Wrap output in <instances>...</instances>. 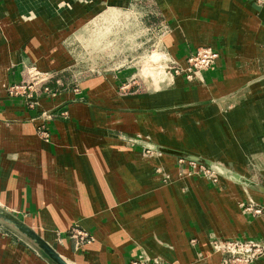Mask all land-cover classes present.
I'll use <instances>...</instances> for the list:
<instances>
[{
	"label": "crops",
	"instance_id": "crops-1",
	"mask_svg": "<svg viewBox=\"0 0 264 264\" xmlns=\"http://www.w3.org/2000/svg\"><path fill=\"white\" fill-rule=\"evenodd\" d=\"M27 1L0 0V80L3 82L6 79L9 82L15 78L17 80L23 69V53L31 56L23 47L18 48L17 55L22 65L18 70L14 58L10 60L11 46L1 41L6 33H24L26 27L21 22L29 14L25 9ZM142 1L155 4L165 25L178 21L184 36L175 33L173 42L168 41L171 48L176 46V49L170 50L178 65L186 68L187 60L201 44L211 45V49L220 55L216 67L204 72L201 79L189 82L186 75L181 74L174 77L173 82L176 88L183 86L203 90L207 87L206 90L211 89L210 92L216 96L228 97L227 102L219 101L215 105L225 102L228 110L230 148L238 154L234 157L236 169L230 170L210 159L189 154L218 167L221 173L217 175L226 189L222 185L214 187L192 175L187 182L191 186L192 201L186 199L182 185L158 188L144 184L141 188L137 187L136 193V189L131 190L132 202L128 204L126 197L121 199L117 193H112L101 179L104 171L102 163L106 156L94 158L80 150L68 151L66 147L56 150L52 148L55 144L43 143L32 120L28 119L25 104L16 106L15 102L9 103L20 100L7 99L0 91V201L10 212H28L23 218L12 213L44 236L47 242H56L58 238V252L70 264H129L138 259H162L169 264H220L222 256L213 250L209 241L211 233L222 241L239 237H260L264 240V215L255 218L238 204L246 196L244 190L247 189L248 197L264 207V194L249 186L264 188V83L261 82V85L260 81H255L258 82L255 83L256 88L244 87L236 93L231 92L236 87L228 84L230 77L239 84L249 81L250 62L256 64L257 73L255 69L254 72L257 75L264 70V49L258 46V43L264 44V8L259 18L250 14L255 11L252 10L251 0H126L124 4L116 6L130 8ZM214 1L219 2L217 7ZM245 1L251 10H246ZM97 4L102 5L103 10L107 1L98 0ZM176 14L179 20L175 19ZM206 14H209L208 18ZM35 22L34 26L40 24L41 20L40 23ZM75 27L78 26H74L67 36ZM221 38L227 40L224 46ZM37 42L38 39L32 43L35 48L34 43ZM157 57L164 55L158 54ZM33 60L40 68L52 65L54 61L38 62L35 57ZM65 64L68 65L69 61H65ZM11 68L16 75L10 73ZM95 81H100V78H89L85 83ZM220 83L227 84L223 87ZM213 88L217 89L212 91ZM58 98L63 100L64 97L60 95ZM4 119L11 121V126L7 127ZM199 132L204 144H208L210 135L207 128H200ZM102 144L88 140L86 146ZM24 152L32 159L27 161L21 158ZM93 161H97V165ZM44 162L50 170L56 168L57 174H69L80 181L81 195L69 187L68 181L61 182L52 171L45 172ZM189 170H184L185 175ZM192 171L196 174L197 168ZM90 184L96 186L95 191H91ZM122 187L120 190H123ZM204 207L210 211L208 216ZM187 216L190 219H186ZM75 225L82 226L96 240L95 244L81 248L78 253L68 237V231ZM60 238L63 239L62 245ZM194 238L198 244L193 246L190 240ZM27 245L31 246L29 243ZM31 247L35 252L21 247V244L11 245L7 239H0V264H7L9 256L16 257L18 253L21 261L16 258L17 261L11 264H52L37 255L39 252ZM253 264H264V256Z\"/></svg>",
	"mask_w": 264,
	"mask_h": 264
},
{
	"label": "rangeland",
	"instance_id": "rangeland-1",
	"mask_svg": "<svg viewBox=\"0 0 264 264\" xmlns=\"http://www.w3.org/2000/svg\"><path fill=\"white\" fill-rule=\"evenodd\" d=\"M69 1L28 0L27 7H22L29 13L22 18L21 25L26 27L24 33L3 35L1 41L11 46L10 60L14 58L18 70L22 66L17 55L20 47L38 62L49 63L54 59L52 65L40 68L31 56L23 53V69L19 78L10 82L8 79L4 82L0 80V91H3L4 96L20 100L8 102H15L16 106L25 104L28 119L32 120L37 135L43 143L55 144L52 148L59 150L66 147L68 151L75 152L80 150L99 159L106 156L102 163L104 171L100 175L101 179L112 193H117L121 199L126 197L128 204L132 202L131 190L136 189V193L137 187L141 188L144 184L158 188L182 185L186 199L192 201L191 186L187 183L192 175L214 187H221L222 179L213 178L212 174L207 173V167L192 164L178 156L192 154L210 159L230 170L237 167L234 159L237 152L230 148L228 110L224 106L228 97L216 96L210 92L211 89L206 90L207 87L198 90L174 86L173 78L185 74L182 72L184 67L173 59L171 50L176 49V46L171 48L168 45V41L173 42V34L183 35L178 21L165 25L151 1L122 8L116 5H122L126 0H106L107 6L103 10L102 5L97 4L98 0ZM251 1L253 9L248 2H243L246 10L255 9L250 14L260 18L264 0ZM213 4L217 7L219 2L214 1ZM175 17L176 20L180 19L177 14ZM208 17L209 14H206ZM35 21L40 24L34 26ZM74 26L78 27L67 36ZM36 39L38 42L34 44L37 48L32 45ZM220 42L224 46L227 40L221 38ZM210 46L201 44L200 47ZM258 46L264 49V44L258 43ZM158 54L164 57L158 58ZM219 58L218 54L216 62ZM65 61H69V64L66 65ZM171 61L173 63L169 64ZM255 66L248 63L251 79L244 84L230 77L228 84L236 87L232 93L244 87L256 88L255 83L258 82L255 81L264 83V70L257 75ZM13 68L10 70L12 75L15 74ZM94 77L100 78V81L85 83V80ZM226 84L219 85L224 87ZM60 95L64 97L63 100L58 98ZM224 100L223 104L215 105ZM4 122L7 127L12 124L6 119ZM200 128H207V134L210 135L208 144H204L200 138ZM88 140L103 144L88 147ZM20 157L27 161L32 159L27 152ZM93 162L97 165V161ZM43 165L45 172L52 171L57 180L64 183L68 181L69 187L81 195L80 181L69 174H57V169L54 167L50 170L45 162ZM195 168L196 174L192 171ZM185 169H190L187 175ZM90 185L91 191H95L96 186ZM120 186H123V190H120ZM247 191L244 190L246 196L239 201V207L255 218L264 215V207L251 200ZM0 202L1 206L5 205ZM12 212L22 218L28 214L24 210ZM204 212L207 216L210 214L205 207ZM186 219L190 218L187 216ZM186 224L189 225L188 222ZM80 225L68 231L76 253L96 242L94 236ZM56 232L61 234L60 231ZM12 235L22 240L16 231L0 223V239H7L11 245L21 244V247L35 252L28 243L17 242ZM218 239L214 233L209 235V241L215 247L214 243ZM60 240L62 245L63 239ZM226 241L255 245L253 249L257 255L249 263L243 264H253L264 256V240L260 237H239ZM50 243L58 250V238L56 242ZM190 243L194 246L198 241L194 238ZM15 255L9 256L7 264L14 263L16 258L21 261L19 253ZM37 255L42 257L39 253ZM226 258L231 257L228 254ZM142 263L169 264L162 259H138L129 264Z\"/></svg>",
	"mask_w": 264,
	"mask_h": 264
},
{
	"label": "built area",
	"instance_id": "built-area-1",
	"mask_svg": "<svg viewBox=\"0 0 264 264\" xmlns=\"http://www.w3.org/2000/svg\"><path fill=\"white\" fill-rule=\"evenodd\" d=\"M218 59V54L214 52L211 48L199 47L195 54H193L187 60V67L182 69V72H185L186 78L190 81H194L196 79H201L204 72L209 71L216 60ZM179 73V72H178ZM192 164H197L195 162H191ZM199 165V164H198ZM202 166V165H201ZM204 167V166H203ZM206 170L205 168H203ZM208 174H212L213 177L214 172L208 169ZM215 178V177H213ZM217 247L213 246L222 254L221 264H243L249 263L252 257L256 256L257 253L254 251L255 245L245 244L244 242H228L224 243L222 240L217 241ZM231 257L230 259L226 258V256ZM144 264V263H142Z\"/></svg>",
	"mask_w": 264,
	"mask_h": 264
},
{
	"label": "water",
	"instance_id": "water-1",
	"mask_svg": "<svg viewBox=\"0 0 264 264\" xmlns=\"http://www.w3.org/2000/svg\"><path fill=\"white\" fill-rule=\"evenodd\" d=\"M179 158L195 162L199 165L207 167L211 171L220 174V170L218 167L211 165L197 157L191 155H178ZM249 185V184H248ZM257 191H260L264 194V188L258 186H252ZM0 223L12 228L16 233H18L23 240L29 243L31 246L41 251L52 264H70L65 258L61 256V254L54 249L42 236H40L35 230L29 227L26 223H24L21 219H19L16 215H14L9 210L5 209L0 205Z\"/></svg>",
	"mask_w": 264,
	"mask_h": 264
},
{
	"label": "bare ground",
	"instance_id": "bare-ground-1",
	"mask_svg": "<svg viewBox=\"0 0 264 264\" xmlns=\"http://www.w3.org/2000/svg\"><path fill=\"white\" fill-rule=\"evenodd\" d=\"M216 64H217V62H216ZM216 67V65L215 66H213L212 68H211V70H213L214 68ZM213 177H218V175H217V173H215L214 172V174H213ZM44 235V234H43ZM44 237V236H43ZM46 237V236H45ZM46 239V238H45ZM223 243L225 242V241H222ZM237 242V241H236ZM49 243V242H48ZM50 244V243H49ZM52 244V243H51ZM50 244V245H51ZM54 249H56L57 250V248H55V246H53V245H51ZM213 250H214V252L215 253H218V254H220L221 256H222V254L217 250V249H215L214 247H213ZM58 251V250H57ZM145 261V260H144ZM221 264V263H220Z\"/></svg>",
	"mask_w": 264,
	"mask_h": 264
},
{
	"label": "trees",
	"instance_id": "trees-1",
	"mask_svg": "<svg viewBox=\"0 0 264 264\" xmlns=\"http://www.w3.org/2000/svg\"><path fill=\"white\" fill-rule=\"evenodd\" d=\"M11 234V233H10ZM13 236V235H12ZM15 238V240L18 242L19 239H17V237L13 236ZM19 242L25 243V240H20ZM36 249V248H35ZM37 250V249H36ZM44 258H46L47 260H49L41 251L37 250ZM50 261V260H49ZM51 262V261H50Z\"/></svg>",
	"mask_w": 264,
	"mask_h": 264
}]
</instances>
